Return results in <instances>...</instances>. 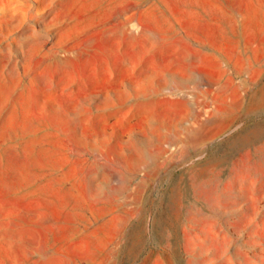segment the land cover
Returning <instances> with one entry per match:
<instances>
[{
	"label": "rangeland",
	"instance_id": "374dc122",
	"mask_svg": "<svg viewBox=\"0 0 264 264\" xmlns=\"http://www.w3.org/2000/svg\"><path fill=\"white\" fill-rule=\"evenodd\" d=\"M0 264H264V0H0Z\"/></svg>",
	"mask_w": 264,
	"mask_h": 264
},
{
	"label": "bare ground",
	"instance_id": "6f19581e",
	"mask_svg": "<svg viewBox=\"0 0 264 264\" xmlns=\"http://www.w3.org/2000/svg\"><path fill=\"white\" fill-rule=\"evenodd\" d=\"M215 126V125H214ZM254 137V136H253ZM255 138V137H254ZM254 138H252V140L254 139Z\"/></svg>",
	"mask_w": 264,
	"mask_h": 264
}]
</instances>
